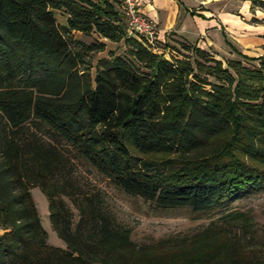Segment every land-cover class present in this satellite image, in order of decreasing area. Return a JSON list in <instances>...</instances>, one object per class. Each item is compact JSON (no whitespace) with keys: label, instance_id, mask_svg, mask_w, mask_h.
Returning a JSON list of instances; mask_svg holds the SVG:
<instances>
[{"label":"trees","instance_id":"trees-1","mask_svg":"<svg viewBox=\"0 0 264 264\" xmlns=\"http://www.w3.org/2000/svg\"><path fill=\"white\" fill-rule=\"evenodd\" d=\"M103 40L124 51L92 75ZM156 47L128 35L121 0H0V264H264L221 227L137 245L72 181L75 158L159 209L195 212L264 191V55L224 65ZM33 188L65 248L47 243Z\"/></svg>","mask_w":264,"mask_h":264},{"label":"rangeland","instance_id":"rangeland-1","mask_svg":"<svg viewBox=\"0 0 264 264\" xmlns=\"http://www.w3.org/2000/svg\"><path fill=\"white\" fill-rule=\"evenodd\" d=\"M239 18L245 23H261L264 10L252 6L251 12L239 15ZM56 19L61 21L59 16ZM78 38L86 43L91 41L84 36H77L76 39ZM123 51L124 45L119 43L109 44L102 52L91 53L88 58L92 66L91 74H94L95 67L101 60L109 57V52L122 54ZM67 148L71 151V148ZM71 160L73 183L85 192L98 193L115 219L130 229V238L137 245L189 240L198 233L206 230L211 232L221 227L233 240L239 239L245 249L256 250L257 254L264 255V191L238 199L223 208L204 212L188 208L159 209L151 202L124 193L86 162L75 158ZM31 198L40 224L47 234V243L53 247L65 248V243L52 228L46 197L40 189L33 188Z\"/></svg>","mask_w":264,"mask_h":264},{"label":"crops","instance_id":"crops-1","mask_svg":"<svg viewBox=\"0 0 264 264\" xmlns=\"http://www.w3.org/2000/svg\"><path fill=\"white\" fill-rule=\"evenodd\" d=\"M252 6V0H137L139 12L155 24L160 46L174 50L181 44L196 46L224 65L228 60L246 64L240 56L256 59L264 55V19L256 24L239 18L251 12ZM54 16L66 25L65 14L54 11ZM77 36L82 34L77 32ZM103 41L106 47L119 44Z\"/></svg>","mask_w":264,"mask_h":264},{"label":"built area","instance_id":"built-area-1","mask_svg":"<svg viewBox=\"0 0 264 264\" xmlns=\"http://www.w3.org/2000/svg\"><path fill=\"white\" fill-rule=\"evenodd\" d=\"M123 12L127 18L128 35H136L143 38L153 50L156 47V26L150 19L144 17L138 10L137 0H121Z\"/></svg>","mask_w":264,"mask_h":264}]
</instances>
